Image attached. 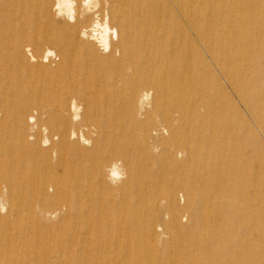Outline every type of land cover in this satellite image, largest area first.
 Instances as JSON below:
<instances>
[{"label":"bare ground","instance_id":"1","mask_svg":"<svg viewBox=\"0 0 264 264\" xmlns=\"http://www.w3.org/2000/svg\"><path fill=\"white\" fill-rule=\"evenodd\" d=\"M0 264H264V0H0Z\"/></svg>","mask_w":264,"mask_h":264},{"label":"rangeland","instance_id":"2","mask_svg":"<svg viewBox=\"0 0 264 264\" xmlns=\"http://www.w3.org/2000/svg\"><path fill=\"white\" fill-rule=\"evenodd\" d=\"M37 56H38V59L40 60V57L42 56V52L38 53ZM38 63L40 64L39 61H38ZM41 64H43V65H47V64H49V63H47V62H44V63H43V62H42ZM160 203H161V202H158V204H160ZM179 206H180V207H183L184 204H183V203H182V204L180 203ZM182 223H184V221H182Z\"/></svg>","mask_w":264,"mask_h":264}]
</instances>
